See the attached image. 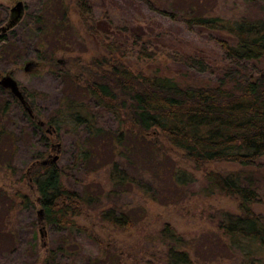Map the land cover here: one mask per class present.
<instances>
[{"label": "rangeland", "instance_id": "obj_1", "mask_svg": "<svg viewBox=\"0 0 264 264\" xmlns=\"http://www.w3.org/2000/svg\"><path fill=\"white\" fill-rule=\"evenodd\" d=\"M56 1L51 4L53 11L59 7V0ZM18 2L22 3V19L31 12L27 6L33 7L35 0H0V34L14 38L21 50L13 63L0 57V78L9 74L18 83L35 120L43 122L44 129L40 131L19 101L0 87V103L8 108L0 116V125L13 135L12 140L10 136L0 135V264H43L49 250L55 247L59 235L38 218L37 192L29 178L34 165L55 156L58 157L55 163L66 168L63 182L67 188L82 192L91 184L97 185L101 193L112 192L113 204L122 206L132 218L127 231L116 230L101 225L95 210L84 208L78 222L86 231L71 238L76 242L71 249H78V253L59 263L87 264L91 259L110 256L118 259V264H166L167 247L161 243V233L169 225L182 237L180 250L188 252L193 264H240L241 255L230 248L229 240L217 230L224 212H237V202L220 193L208 194L206 175L212 171L223 175L243 171L259 186L264 198V158L258 168L244 169L227 163L196 168L177 149H164L159 155L151 156L146 147L137 144L132 145L136 153L117 159L129 178L127 185L119 186L108 180L110 167L105 163L110 161V156L103 144L98 148L101 149L99 163L104 166L73 165V157L86 136L83 128L60 126L57 130L48 123L61 107L63 98L81 97L87 70H94L92 62L103 55V44L113 41L110 35L102 38L98 35L96 39L90 35L87 25L94 21H105L108 17L111 32L115 28L122 30L115 36L119 44L115 58L135 73L160 68L179 82L212 85L220 81L228 67V61L212 39L217 34L191 31L184 18L197 14L227 21L241 17L255 19L260 16L258 8L242 0H156L154 4L151 2L152 7L137 0H91L92 12L82 18L75 1L65 0L70 35L65 32L67 36L59 35L60 41L56 42L48 34V40L43 43L48 53L58 48L56 60L61 70H57L36 58L38 39L26 37L24 34L29 30L25 32L16 24L9 26L13 20L11 9ZM160 11L174 14L177 19ZM186 56L205 59L211 69L197 72L179 59ZM28 63L36 66L25 71ZM248 67L253 69L252 76L257 75L259 70L264 71V61L249 62ZM93 102L86 99L84 104L93 109ZM98 123L111 128V132L117 128L106 112L98 115ZM46 140H51L54 146H46ZM177 173H184L185 181H179ZM17 193L27 196L31 207H23L16 199L19 204L14 202L12 198ZM255 209L264 214V201ZM40 229L45 233L43 237Z\"/></svg>", "mask_w": 264, "mask_h": 264}, {"label": "trees", "instance_id": "obj_2", "mask_svg": "<svg viewBox=\"0 0 264 264\" xmlns=\"http://www.w3.org/2000/svg\"><path fill=\"white\" fill-rule=\"evenodd\" d=\"M74 1L80 17L90 15L91 0ZM137 1L152 7L151 2L154 4L156 0ZM242 1L258 8L260 16L234 21L197 14L184 18L191 31L197 29L217 34L212 39L228 61V67L220 81L212 85L179 82L160 68L135 73L115 58L114 52L119 51L116 37L122 30L115 28L116 31L111 32L108 17L105 21L87 25V31L95 39L98 35L101 38L112 36L113 41L103 44V55L92 62L94 70H87L81 97L69 95L63 98L61 107L48 123L57 130L60 126L83 128L86 136L73 157V165L104 166L99 163L101 149L98 148L103 144L110 156V161L105 163L110 167L108 180L115 185H127L129 178L117 159L136 153L132 145L138 144L146 147L151 156L159 155L164 149H177L196 168L209 163H227L244 169L260 167L259 161L264 158V71L259 70L252 76L253 69L248 63L264 61V0ZM52 2L57 1L35 0L33 7H26L31 12L15 24L25 32L29 30L24 34L26 37L38 39L36 58L52 69L61 70L56 60L58 48H52L48 53L43 43L48 40V34H52L50 37L56 42L60 41L59 35L66 37L65 32L70 35L69 8L67 3L64 4L65 0H59L58 9L53 11ZM160 13L177 19L174 14ZM16 44L14 38L0 34V57L13 63L21 53ZM179 59L197 72L211 69L203 58L186 56ZM86 99L94 101L93 109L84 104ZM7 110V106L0 103V116ZM101 112L108 113L116 122L117 128L113 132L109 130L111 128L98 125ZM29 124L33 125L31 121ZM4 134L12 140L13 135L0 125V135ZM65 171L66 168L56 163L34 165L30 170L29 178L37 192L42 222L59 235L43 264H61V259L68 260L78 253V249H71L76 245L71 238L86 231L78 222L84 208L95 210L98 222L104 227L127 231L132 226L127 210L111 201L112 192L101 193L94 184L87 187V191L71 190L63 182ZM242 172L208 173L207 190L208 194L220 193L237 202V212H224L217 222V230L229 240L230 248L241 255L240 264H264V214L255 209L264 198L259 186ZM176 178L179 181L186 179L184 173H177ZM12 199L25 208L31 207L29 198L21 193ZM161 237V243L167 247L166 264H193L188 252L180 250L182 237L169 225L162 229ZM117 260L108 256L91 259L87 264H118Z\"/></svg>", "mask_w": 264, "mask_h": 264}, {"label": "water", "instance_id": "obj_3", "mask_svg": "<svg viewBox=\"0 0 264 264\" xmlns=\"http://www.w3.org/2000/svg\"><path fill=\"white\" fill-rule=\"evenodd\" d=\"M21 11H22V3L18 2L12 9L11 12L13 13V20L10 22L9 26L15 24L17 20L21 18ZM33 64L28 63L25 65V71L32 66ZM0 87L3 89L8 90L14 98H16L19 103L23 106V109L30 115H32L31 109L26 101L25 95L23 91L20 89L18 83L11 77V75L6 74L0 78ZM59 146V145H58ZM57 146V147H58ZM58 157L55 156L52 160H43L41 161L42 165L52 164L57 161ZM37 216L39 219H42V210L37 212ZM41 237L45 235L43 229L39 230Z\"/></svg>", "mask_w": 264, "mask_h": 264}, {"label": "flooded vegetation", "instance_id": "obj_4", "mask_svg": "<svg viewBox=\"0 0 264 264\" xmlns=\"http://www.w3.org/2000/svg\"><path fill=\"white\" fill-rule=\"evenodd\" d=\"M27 113V112H26ZM28 114V113H27ZM28 116H29V118L32 120V121H36L35 119V116L32 114V115H30V114H28ZM36 124H37V127H38V129L40 130V131H42L43 129H44V123L43 122H41V121H36ZM49 133H50V131H49ZM45 145L46 146H49V147H53L54 146V144H53V142L51 141V140H46V142H45Z\"/></svg>", "mask_w": 264, "mask_h": 264}]
</instances>
